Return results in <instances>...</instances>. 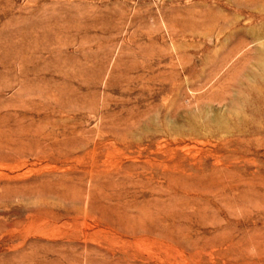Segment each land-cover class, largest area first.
<instances>
[{
    "label": "rangeland",
    "instance_id": "obj_1",
    "mask_svg": "<svg viewBox=\"0 0 264 264\" xmlns=\"http://www.w3.org/2000/svg\"><path fill=\"white\" fill-rule=\"evenodd\" d=\"M0 264H264V0H0Z\"/></svg>",
    "mask_w": 264,
    "mask_h": 264
}]
</instances>
